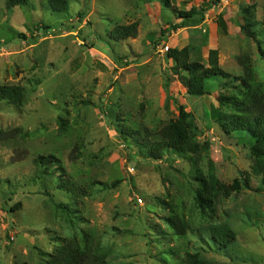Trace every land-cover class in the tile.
<instances>
[{"label": "rangeland", "instance_id": "1", "mask_svg": "<svg viewBox=\"0 0 264 264\" xmlns=\"http://www.w3.org/2000/svg\"><path fill=\"white\" fill-rule=\"evenodd\" d=\"M202 3L68 0L56 13L48 0L10 10L0 0V85L21 86L26 97L20 107L0 101V264H46L72 240L104 264H193L191 256L264 264L254 140L225 133L215 118L235 113L248 73L264 94V0H222L199 24L170 28L180 10ZM250 21L257 36L241 28ZM131 24L137 37L111 38ZM173 49L206 67L216 49L231 78H213L211 95L192 97L173 70ZM222 95L231 103L221 105ZM179 106L191 114L197 151L146 158L129 135L161 140ZM39 156L55 164L37 167ZM221 225L235 234L228 247L212 237Z\"/></svg>", "mask_w": 264, "mask_h": 264}, {"label": "trees", "instance_id": "2", "mask_svg": "<svg viewBox=\"0 0 264 264\" xmlns=\"http://www.w3.org/2000/svg\"><path fill=\"white\" fill-rule=\"evenodd\" d=\"M164 6L169 7L170 0H159ZM222 0H203L200 10L192 8L190 11L180 10L178 12L179 23L170 28L174 31L184 29L199 24L204 20L205 13L211 8L216 7ZM28 0H6V7L10 10L16 7L26 5ZM52 10L56 13L64 12L68 7V0H48ZM201 17H200V16ZM222 28H226V23L219 19ZM263 25V24H262ZM256 23L248 22L241 28L250 37L257 36L254 30ZM48 29V28H46ZM170 31V30H168ZM137 25H118L111 32V38L114 41H122L128 38L137 37ZM207 36V32L205 37ZM207 38V37H206ZM161 42V41H160ZM262 54L264 50L259 47ZM168 57L175 61L173 70L175 74L181 77V80L187 87L188 94L192 97H204L211 95L206 88V83L213 79L222 77L225 80L230 79L231 75L225 73L218 66V52L216 49L210 52V58L206 64L189 60L188 50H170ZM182 73L188 75L183 76ZM251 75L248 73L242 77V89H246L244 93L234 100L235 113L215 111L217 122L221 125L223 131L229 135L240 133L241 135H250L254 140L251 146V152L255 158V170L261 177L264 185V94L258 85L251 84ZM250 82V83H249ZM229 83L222 84L223 88L229 87ZM241 85V86H242ZM25 90L21 86H5L0 85V101L20 107L25 102ZM232 99V98H231ZM229 99L222 95L218 97V102L224 105ZM176 104V102H174ZM179 118L171 121L161 130V140L152 141L148 136H141L138 133H132L131 139L142 149V153L146 158L153 160H162L163 157L171 152L176 155H185L186 153L196 152L198 144L190 135L192 125L191 114L186 112L183 106H179ZM207 119L212 118L211 112L206 114ZM131 141V140H129ZM37 167L55 164V157L39 156L34 161ZM68 185L63 182L61 189ZM14 210L11 209V212ZM213 239L222 247H228L235 241V234L228 225H221L211 229ZM193 264H201L197 260V256H191ZM46 264H104L103 260L96 253L90 251L86 247L80 246L76 240L63 243L56 250L55 254L47 260Z\"/></svg>", "mask_w": 264, "mask_h": 264}, {"label": "built area", "instance_id": "3", "mask_svg": "<svg viewBox=\"0 0 264 264\" xmlns=\"http://www.w3.org/2000/svg\"><path fill=\"white\" fill-rule=\"evenodd\" d=\"M169 49H170V47L168 45H165L164 48H162L161 50H162V52L166 53L169 51Z\"/></svg>", "mask_w": 264, "mask_h": 264}]
</instances>
